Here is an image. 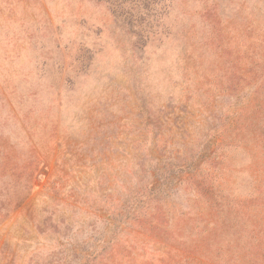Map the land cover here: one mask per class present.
I'll return each mask as SVG.
<instances>
[{"label":"rangeland","instance_id":"rangeland-1","mask_svg":"<svg viewBox=\"0 0 264 264\" xmlns=\"http://www.w3.org/2000/svg\"><path fill=\"white\" fill-rule=\"evenodd\" d=\"M0 264H264V0H0Z\"/></svg>","mask_w":264,"mask_h":264}]
</instances>
